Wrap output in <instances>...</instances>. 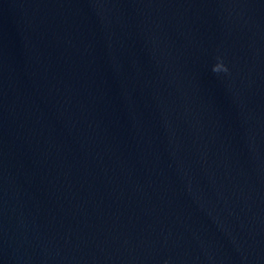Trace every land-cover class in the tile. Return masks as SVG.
<instances>
[{"label":"water","instance_id":"obj_1","mask_svg":"<svg viewBox=\"0 0 264 264\" xmlns=\"http://www.w3.org/2000/svg\"><path fill=\"white\" fill-rule=\"evenodd\" d=\"M0 264H264V0H0Z\"/></svg>","mask_w":264,"mask_h":264},{"label":"clouds","instance_id":"obj_2","mask_svg":"<svg viewBox=\"0 0 264 264\" xmlns=\"http://www.w3.org/2000/svg\"><path fill=\"white\" fill-rule=\"evenodd\" d=\"M228 69L223 65L222 61L217 60V63L212 67V72L213 73H227Z\"/></svg>","mask_w":264,"mask_h":264}]
</instances>
